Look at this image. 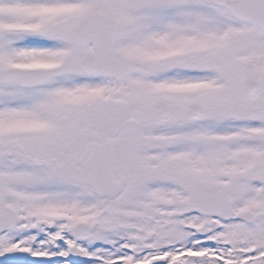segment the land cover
<instances>
[{"label": "snow or ice", "instance_id": "obj_1", "mask_svg": "<svg viewBox=\"0 0 264 264\" xmlns=\"http://www.w3.org/2000/svg\"><path fill=\"white\" fill-rule=\"evenodd\" d=\"M0 264H264V0H0Z\"/></svg>", "mask_w": 264, "mask_h": 264}]
</instances>
